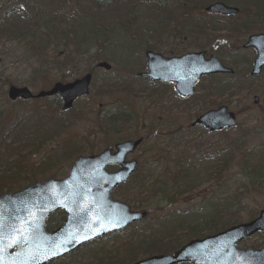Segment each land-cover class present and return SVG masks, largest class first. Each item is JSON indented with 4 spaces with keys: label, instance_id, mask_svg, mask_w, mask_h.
<instances>
[{
    "label": "trees",
    "instance_id": "1",
    "mask_svg": "<svg viewBox=\"0 0 264 264\" xmlns=\"http://www.w3.org/2000/svg\"><path fill=\"white\" fill-rule=\"evenodd\" d=\"M27 1L13 0L12 5L0 9V37H14L26 42L30 53L43 60L46 59L43 63L49 62L52 66L55 64L56 66L53 67L61 72H64L69 66L72 69L77 68L81 62L80 57L88 53L93 44L97 47L92 56L93 61L105 59L103 51L111 38L121 30L131 33L132 22L125 21L122 17L116 18L115 22H108L105 17L97 15V17L91 15L89 19H86L88 6L100 9L103 4H112L114 10L125 14L127 12L132 14L137 7H140L153 20L154 29L152 28V31L157 34L158 38L168 36L169 27L175 30L172 25L174 23L178 28L174 35L178 38L185 36L188 40L190 39L189 44L195 45L194 48L197 49H204L208 43H214L215 35H218L215 33L218 31L225 30L226 35L233 38L250 31H264V0H251L243 5L244 11L251 14L252 20L242 22L238 27L227 24L217 15H209L207 18L196 15L195 10L201 8L209 0H40V3L43 4L39 5L44 6V13L36 4L32 8H28L30 10L28 11L26 9ZM220 1L233 3L231 0ZM169 3L172 4L169 5ZM39 13L43 15L40 16ZM222 23L223 26L220 28ZM144 49H153V46H144ZM224 50L229 52V49L225 47ZM171 51L173 53L168 52V54L179 55L186 50L178 46V48H172ZM219 58L225 62L222 54ZM232 65L234 64L232 63ZM93 70L92 67L87 68V71L93 72ZM247 70L248 67L237 72L238 77L243 79L240 85H238L237 76L213 75L203 78L200 81L203 86L200 94H193L186 99L178 97V102L182 104L184 110L187 109L189 100L192 105L210 108L218 103L222 95H232V91H234L233 94H237L240 91L250 90L251 79L247 75ZM140 86L135 89L132 81L125 79L120 74L115 79L104 80L99 88V93L132 92L135 96H143L150 101H158V103L162 101L161 92L153 88L154 83H144ZM93 87L96 86L93 85ZM54 102L55 113H49L48 117L47 114L41 115L38 112L31 113L30 116L24 113L22 119L9 125L8 128L6 117L0 115V193L21 188L18 186L16 189H12L21 179L28 180L26 185L37 181L38 177L44 176L46 171L50 170V163L52 165L53 160L59 157L61 160L68 161L78 155L93 154L101 141L104 144L111 142L109 137L107 141L104 139L117 131L116 126L129 124L133 121L136 126L140 127L143 143L149 139H158L159 141L166 139L167 149L169 146L182 145L171 166L165 167V174L160 179H152L148 183L140 172V164L139 170L132 180L117 188L130 193L124 196L127 202L135 203L134 201L138 198L137 205L140 207L137 208H145L148 204L143 202V198L157 195V193L168 197L166 200L169 203H174L177 200L171 196V193L179 195L178 197L193 195L202 182L212 179L228 166L232 155V151L228 148L206 153L205 150L210 149V146L205 145L201 140L193 142L192 145H186L182 140L188 137L181 132L182 129L165 130L166 127L157 129L159 127L158 119L154 116L149 123H145L146 120L143 117L138 119L132 111L122 108L102 115L96 114L92 122L94 129L92 134L87 133L79 138L71 136L63 144L60 155H56L54 159L45 157L38 164L29 166L28 156L36 154L47 141L62 134L64 125L58 118L69 116L73 119V125L75 121L79 122L82 118L83 112L78 111L76 106L63 113L60 111L59 101L54 99ZM10 106L13 107V104L10 103ZM161 110L167 111L164 108ZM193 112L198 113L196 110ZM152 117L150 116V119ZM17 134L21 140L17 138ZM191 150H193V154L189 155ZM166 153L164 148H161L152 154L151 158L158 161L159 156ZM199 159L202 164L198 166ZM263 163L264 159L260 158L255 163V170L252 166L255 179H260L264 175ZM254 178H252L253 181ZM253 181L251 180V184L254 183ZM233 199L235 200V198ZM220 202L223 203L221 206ZM225 203H227V198L208 200L206 208H204L207 210L202 213H200L202 209L198 208L174 211L170 216H166L164 222L159 225L160 228L149 227L145 235L138 237V240L128 245L125 250L108 254L106 258L97 259V262L92 264H130L143 256L173 251L192 238H200L224 230L237 222L236 216L226 214V208L221 210L220 207H224ZM145 223L148 222L144 220L134 225ZM60 261L51 264H57Z\"/></svg>",
    "mask_w": 264,
    "mask_h": 264
},
{
    "label": "rangeland",
    "instance_id": "2",
    "mask_svg": "<svg viewBox=\"0 0 264 264\" xmlns=\"http://www.w3.org/2000/svg\"><path fill=\"white\" fill-rule=\"evenodd\" d=\"M231 1L235 2V4L232 3L231 5H237L241 8L244 0ZM12 4L13 0H0V9ZM35 4L40 6L39 4L43 3H40V0H28L26 2V9L32 8ZM171 4L172 3H169V5ZM43 7L44 6L41 5V9H39L44 13L45 10ZM113 7L112 4H103L100 9H93L91 6H88V15L85 16L86 19H89L91 15L95 17H105L108 22H115L116 18L122 17L125 21L132 22L130 34L121 30L116 33V35L111 38L109 44L105 46L106 49L103 51L105 59L101 60L109 63L112 69L108 72L100 68L93 70L92 83L96 87L91 85L88 96L78 99L74 105L78 111L83 112L80 121H75L73 125V119L69 116L58 118L64 125L62 134L47 141L36 154L30 157L28 156V165L33 166L32 164H38V162L44 160L45 157L47 159H54L56 155L58 156L61 154L63 144L71 136L79 138L87 133L92 134L94 131L92 122L96 114L100 113L102 115L106 112L122 108L132 111L134 116L138 119L143 117L146 120L145 123H149V121L153 119L152 116H154V118L158 119L157 122L159 127L157 129H164V127L167 128L165 130L182 129L181 132L185 133V136L188 137L182 140L186 145H192L193 142L201 140L205 145L212 144L214 145L212 147L221 146L228 148L232 151V155L228 166L223 168L222 171L217 173L212 179L202 182V185H200L199 189L193 195L178 197L179 195L176 196L175 193H171V196L175 199L177 198L174 203H169L168 200H166L168 197L162 193H157V195L154 194L152 196L149 195L150 197L143 198V202L148 204L145 208H137L140 207V205H137L138 198L134 201L135 203L127 202L134 210H148L149 216L146 219L148 223L130 226L124 232L116 235H109L103 240L82 246L71 255L63 257L57 264L96 263L97 259H104L108 254L125 250L128 245L138 240V237L143 234L145 235L149 227L160 228L159 225L164 222L166 216H170L174 211L198 208L202 209L200 213L203 211L205 212L207 209L204 208H206L208 200H224V198H227V203L224 204V207L220 208H222V211L226 208L227 215L236 216L237 222L235 224L251 220L264 208V175H262L260 179H255L252 169L253 166L255 170V163H257L260 158L264 159V73L249 84L251 87L250 90L240 91L237 94H233L234 91H232V95L225 94L219 99L217 104L209 108L226 105L230 111L235 113L238 126L236 129L230 130L226 135L218 133L209 135L200 126H196L192 131H189L187 127L191 121L208 108L192 105L191 100H189L187 102L188 107L184 110L182 104L178 102V97L173 90L172 84H165L162 86L154 84L153 88L161 92L162 101L159 103L158 101H150L143 96H135L132 92L118 91L99 93V88L104 80L115 79L120 74H122L125 79H130L135 89H138V86L146 83L144 79L137 77L138 72H143L145 70L144 46H153V51L161 53L165 57L172 56L168 54V52H172L171 49L178 48V46L184 48V50H186L185 52L199 50L194 48L195 45L189 44L190 39L188 40L185 36L178 38L174 35V33L178 31L174 23L172 25L176 31L172 27H169V35L158 38L157 34H154V31H152L154 26V23H152L153 20L144 9L137 7L132 14H128V12L125 14L118 13ZM108 9L109 11L107 12ZM242 9L244 10L245 7H242ZM198 13L203 14L201 10H198ZM39 15L42 16L43 14L39 13ZM249 17L250 15L247 16V13L241 10L238 16L223 19V21L233 26L249 19ZM215 34H218L215 35V42H207L208 44L203 49L206 55L220 56V54H222L223 58H225L224 61L226 65L230 67L233 66L236 72H241L244 68L251 65L254 56L253 50H245L240 55L234 53L236 46L246 39L247 34L238 35L237 38L228 37L225 30L218 31ZM239 37L240 39H238ZM224 47L229 49V52L225 51ZM96 48V45H91L88 53L80 57L81 62L78 64L79 66L77 68L72 69L69 66L64 72H61L53 67L55 64L52 66L49 62L43 63L46 59L43 60L41 57L30 53V49L26 45V42L20 41L14 37H0V115L6 117L7 128L9 125L22 119L24 113L30 116L31 113L35 114L38 112L41 113V115L47 114V117L49 113H55V102L53 98L33 100L23 104L16 103L13 104V107L10 106V102L6 98V89L9 85L27 87L32 92H37L41 89L49 88L51 84L56 81L69 82L87 73V68H93L95 63L99 61H93L92 59ZM225 53L226 55H224ZM232 63L234 65H231ZM39 71L40 73L38 74ZM202 90V83H199L195 88V95L200 94ZM253 95H258L260 97L258 104L252 103ZM98 104H101V106L99 107ZM10 107H12V109H10ZM161 108L167 109V111H162ZM193 110H196L198 113L195 114ZM150 116L152 117L151 119ZM116 128L117 131H115L113 135L107 136L104 140L107 141L109 137L112 144L127 138L143 136L140 132V127L136 126L135 121L129 124L116 126ZM18 135L19 134H17V138L21 140ZM102 142L103 141H101V144L94 154L108 145ZM166 143V139L161 141L158 139H149L141 144L132 156L139 160L141 164L140 172L143 174L144 178L147 179L146 181L148 183L152 179H160V177L165 174V167L167 165L171 166L177 153L181 150L182 145H176V147L169 146L167 149ZM161 148H164V151L167 153L159 156L158 161L155 158H151L152 154ZM219 148L220 147H218V149ZM211 149L205 151L210 152ZM214 150H216V148ZM192 154L193 150L190 151L189 155ZM72 160L73 159L68 161L61 160V157L53 160L52 165L50 163V170L46 171L44 176H40L37 179L41 180L47 177L57 179L64 178L69 172ZM200 164H202V162L199 159L197 165L199 166ZM252 178H254V181ZM251 180L254 182L253 184H251ZM27 181V179L19 180L18 184L12 189H16L18 186H25ZM128 194L130 193H127L124 189H117L113 192V197L125 201L124 196ZM233 198H235V200ZM222 204L221 202L219 203L220 206ZM62 218L63 215L61 213H56L49 219L48 223L58 224ZM263 244L264 232H259L238 242L236 246L240 249H246L248 247H253L255 249Z\"/></svg>",
    "mask_w": 264,
    "mask_h": 264
},
{
    "label": "water",
    "instance_id": "3",
    "mask_svg": "<svg viewBox=\"0 0 264 264\" xmlns=\"http://www.w3.org/2000/svg\"><path fill=\"white\" fill-rule=\"evenodd\" d=\"M206 11L235 14L237 9L215 3ZM247 47L256 51L250 75H258L264 66V34L249 36L243 44V48ZM144 55L147 72L140 76L173 82L182 96L191 95L203 75L232 73L217 58L206 59L204 52L165 58L147 50ZM97 66L110 69L106 62H99ZM90 82L91 73H86L70 82H55L35 95L26 87L9 86L7 97L15 101L58 96L61 109L67 111L76 98L88 93ZM253 102L257 103L258 98L254 97ZM197 123L212 132L236 126L233 113L225 106L200 115L192 125ZM140 142L141 139L125 140L107 146L96 155L79 156L63 179L49 178L13 193L0 194V264H47L83 243L143 220L147 211L131 210L129 205L111 196L115 187L127 182L136 172L138 162L125 161V158ZM112 165L120 168L108 172L106 168ZM58 209L66 212L65 221L56 230L47 232L45 221ZM260 231H264V208L254 219L192 239L173 254L150 256L132 264H264V245L258 249L236 247L238 242Z\"/></svg>",
    "mask_w": 264,
    "mask_h": 264
},
{
    "label": "flooded vegetation",
    "instance_id": "4",
    "mask_svg": "<svg viewBox=\"0 0 264 264\" xmlns=\"http://www.w3.org/2000/svg\"><path fill=\"white\" fill-rule=\"evenodd\" d=\"M56 214V213H55ZM62 214V213H61ZM63 215V214H62ZM62 220H63V218L59 221V223L58 224H50L49 225V229H54V228H56L59 224H61L62 223Z\"/></svg>",
    "mask_w": 264,
    "mask_h": 264
}]
</instances>
